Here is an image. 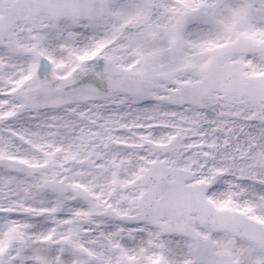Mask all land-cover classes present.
<instances>
[{"label": "snow or ice", "instance_id": "snow-or-ice-1", "mask_svg": "<svg viewBox=\"0 0 264 264\" xmlns=\"http://www.w3.org/2000/svg\"><path fill=\"white\" fill-rule=\"evenodd\" d=\"M0 264H264V0H0Z\"/></svg>", "mask_w": 264, "mask_h": 264}]
</instances>
